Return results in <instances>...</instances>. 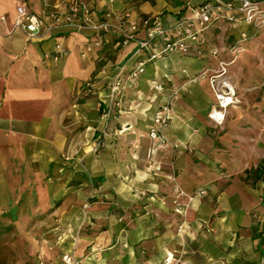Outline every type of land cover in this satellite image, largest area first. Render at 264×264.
I'll list each match as a JSON object with an SVG mask.
<instances>
[{
    "label": "crops",
    "instance_id": "0c3cea01",
    "mask_svg": "<svg viewBox=\"0 0 264 264\" xmlns=\"http://www.w3.org/2000/svg\"><path fill=\"white\" fill-rule=\"evenodd\" d=\"M199 1L128 0L130 5L125 6L124 0H114L111 5L116 10L128 8L138 17L157 16L167 22L190 14ZM21 2L42 17L49 10L44 0H0V221L16 219L15 210L32 200L34 191L42 202L50 201L47 205L61 199L51 215L57 213L54 223L65 229L54 232L74 236L77 229L65 227L69 220L73 223L70 207L82 206L86 174L100 177L101 159L107 158L113 159L108 173L113 181L108 187L117 192L112 203L116 207L131 199L139 202L141 211L139 217L117 222L116 216L122 215L117 207L101 225L100 211L94 208L98 221L95 218L92 225V248L84 251V246L78 245L74 251L80 264H264V122L253 114L250 132L241 128L239 120H232L223 136L224 147L218 152L212 149L210 129L222 122L229 102L220 100L221 108L212 107V111L223 112L221 118L214 116L215 112L207 118L204 107L179 96L189 93L193 85L198 88L199 83H206V78L190 80L198 70L210 68L218 58L234 60L224 45L222 26L246 22L213 19L190 47V51L205 49V56L173 50L150 58L152 45L136 51L135 41L117 42L109 33L101 37L89 27L77 30L66 26L28 36L13 26L15 7ZM89 3L95 20L108 5L107 0ZM164 8L168 10L164 12ZM97 37L101 38L98 44L94 42ZM56 41L68 49L67 54L47 56ZM87 45L90 50L82 54ZM140 59L145 61L144 71L133 80L126 77L132 83L137 79L138 84L127 83L124 88L125 109L116 114L109 108L106 120L102 114L108 94L102 86L104 64L118 69L123 64L128 74ZM119 61L122 64L118 65ZM152 81L159 82L153 90L148 87ZM204 90L212 99V91ZM173 91V97L179 96L176 99ZM152 92L158 94L154 100L141 98ZM165 94L174 114L185 113L183 120L172 118L160 124L165 110L157 104ZM223 94L233 100L232 92ZM135 104L147 110L149 125L158 126L166 138L153 151L144 152L139 182L133 177L132 151L106 154L93 148L106 122L110 131L105 137H110L113 129L119 136L131 133L133 112L130 116L124 112ZM128 136L132 140V135ZM149 137L144 136L146 144ZM174 142L185 146L173 147ZM195 148L203 158L211 156L218 166L204 161ZM122 158L124 168L117 161ZM251 167H258L261 175L247 171ZM101 187L93 183V195L99 196ZM134 190L140 191V200L132 194ZM101 240L106 243L104 248L97 245ZM122 240L129 245L122 246Z\"/></svg>",
    "mask_w": 264,
    "mask_h": 264
},
{
    "label": "rangeland",
    "instance_id": "374dc122",
    "mask_svg": "<svg viewBox=\"0 0 264 264\" xmlns=\"http://www.w3.org/2000/svg\"><path fill=\"white\" fill-rule=\"evenodd\" d=\"M126 1L128 0H124V2ZM129 5V2H126L125 6ZM167 10L168 9L164 8L163 11L166 12ZM222 27L224 34H221L223 35L224 45L227 47L230 57L232 55L231 59L233 58L234 60H224L227 64L223 73H219V61L223 60V58H218L216 64L213 63L210 68L198 70L196 74H194L195 76H193L190 80H197L200 82V78H206V83H199L200 85L197 86L198 88L193 85L194 87L190 88L189 93L179 95L186 102L190 101L195 103L198 107H204L206 110L204 112L205 116L210 118L209 114L215 112L212 111L213 106L221 108L219 104L221 97H218V94L220 92L223 93L224 91H227V84L231 87L233 100L226 105L225 117L221 123L214 124L210 129V134L213 138L212 149L218 152H220L224 147L225 141L223 136H226L229 131L230 125L228 124H230L232 120H239L241 128L250 130V132L253 129V114H257L260 120L264 122V24L259 26L246 23L231 25L226 22ZM218 30L219 29L215 30L214 33H217ZM242 31L245 32V37H242ZM161 45L162 44L160 42L156 43L157 48H160ZM172 51L173 50L163 51L160 56ZM205 51L206 50L202 48H196L190 51L189 48L186 53L205 56ZM117 64L120 65L122 63L119 61ZM104 68V74L106 76L103 77L102 86L105 87V90L108 93L110 81L114 73L118 70V67L113 68L104 64ZM126 74L127 73L123 66L120 92L111 96L107 94V99L105 101L106 106L105 109L102 110V114H104L103 112L106 111V108L115 110L116 114L120 113V109H125L123 106L125 96L124 88L127 86V83L130 85L138 84L137 79L133 81L134 83H132V81H127ZM148 84V87L153 90L152 88L156 89L157 87L154 84L158 85L159 82L152 81ZM206 87L212 91V99L207 98L204 90ZM175 93L176 92L173 91L172 97ZM142 96L143 95H141V98H143V100L146 99L150 101L154 100L158 94L157 92H152L149 95L146 94L145 97ZM179 96L177 94L176 97L173 98L176 99ZM166 98H168L166 94L160 96L157 108H163V105L166 103L168 104L169 109L171 108L170 103L165 101ZM98 101H101V103L103 102L101 99ZM160 102L164 104L160 106ZM139 105L140 104H135L132 105V107H127V112H124L129 116L130 113L133 112V119L135 120L134 127L132 128L131 133H127L128 135H132V140L128 135L124 137L123 135L119 136L117 133H114V129L110 137H105L108 136L107 133L110 131L108 130L109 123L106 122L104 124V131H101L100 137H98L93 144L94 149L101 150L102 153L106 154L111 150L132 151L133 177L136 178L138 182L140 181V175L138 172L143 168L141 163L144 161V152L153 151L161 142L166 141L164 134L160 132L159 128L158 132L162 134L163 140H158L150 136V127L156 125H149L147 110L142 105ZM170 111L172 112L173 110H168L169 115ZM171 115L172 116H169L166 122H168L169 119L172 120V118L183 120L185 113L180 111V113L175 112V114L173 113ZM213 115L217 118H221L223 116V112L217 111ZM108 116V113L104 114L106 120H108ZM123 130H125V128ZM147 134L150 136L149 144H146L144 141V136H148ZM171 145L173 147L185 146L183 143L176 142L171 143ZM195 150L199 156L203 158L199 148H195ZM203 159L211 165H216L218 163L209 155L204 156ZM117 161L121 162L122 164L120 166L121 168H124V158ZM111 162H113V159H101L102 170L100 171V177H93L91 172L86 174V190H84V201L82 206L78 208L70 207L74 213L72 220L73 223L69 220V224L66 223L67 226H65L66 228L70 227L69 230L71 231L77 229L78 232L75 233L74 236L70 235L66 237L64 235H58L54 232V230L60 231L65 229H61V223H54V220H56L55 214L57 213L51 215L53 214L52 211L57 208L61 199L54 201L53 205H47L50 204V201L45 200L46 202H42L39 200L40 198L36 197V192H31V196L33 197L32 200L25 201L26 204L15 210L16 219L10 218L8 220L4 219L0 221V264H68L62 258V255L65 252H68L73 256V261L76 264H80V256H76V258L74 251L78 245H83L84 251L92 248V225H94V219L97 216L96 212H93L94 208H97L100 211V220L102 221L101 225H103L105 221H108L110 216L114 215V210L117 207L122 213V215L116 216L117 222H123L129 217H139V213L141 211L139 202L137 203L134 201L133 203V201H130L131 199H128L129 201L127 203L119 204L116 207L114 206L115 204L112 203V200H114L117 192L110 190L108 187V185L113 181L108 178ZM123 178L124 177H121L120 180L123 181ZM93 183H100L102 186L99 196L93 195ZM132 194L135 195L137 200H140L141 193L139 190H134ZM94 200L95 207H93ZM111 204L113 205L110 206ZM178 208L180 209L179 205H176V209ZM66 210L64 212H66ZM8 211L9 208L5 211L6 217H9L7 215ZM97 218L95 220H97ZM77 235H80L83 239H79ZM120 244L125 246L123 244L129 245V242L122 240ZM97 245L104 248L106 243L104 240H101L100 244Z\"/></svg>",
    "mask_w": 264,
    "mask_h": 264
},
{
    "label": "built area",
    "instance_id": "2783aa9c",
    "mask_svg": "<svg viewBox=\"0 0 264 264\" xmlns=\"http://www.w3.org/2000/svg\"><path fill=\"white\" fill-rule=\"evenodd\" d=\"M114 0H107L108 5L102 8L100 17L95 20L92 16L93 8L88 0H44L49 6L46 16L42 17L31 11L24 2L16 4L13 26L21 28L26 35L34 36L41 33L51 32L61 27H72L74 29L92 28L97 31L115 30L121 36V42L135 41L138 51L143 47L152 45L150 58H156L163 51L179 50L186 52L193 42L200 39V32L216 18L229 20H241L250 25L259 26L264 24V0H202L192 6V12L188 15L174 18L164 22L157 16L144 15L138 17L128 8L116 10L111 5ZM4 18V15H1ZM142 32L143 34H140ZM245 37V32H241ZM96 44L101 38L94 39ZM162 45L157 48L156 43ZM90 45L81 51L85 54L90 50ZM68 49L60 42L54 43L53 49L46 52L47 56L57 58L67 54ZM219 73L225 71L227 62L219 61ZM145 61L140 59L129 70L127 77L134 79L144 71ZM122 81V66L116 71L110 81L108 95L120 92ZM157 86V84H154ZM165 110L159 118L160 124H165L169 118V106L163 105ZM109 108L104 112L107 113ZM150 136L163 140L162 134L158 132V126L150 127ZM201 192L204 189L200 190ZM63 260L68 264H76L73 256L65 252Z\"/></svg>",
    "mask_w": 264,
    "mask_h": 264
},
{
    "label": "trees",
    "instance_id": "16d2710c",
    "mask_svg": "<svg viewBox=\"0 0 264 264\" xmlns=\"http://www.w3.org/2000/svg\"><path fill=\"white\" fill-rule=\"evenodd\" d=\"M88 1H89V0H88ZM90 7L93 8V6H92L91 4H90ZM104 33H109V34H110V37H112L114 41L121 42V36H120L115 30H110V31H100V32H99V36L102 37V34H104ZM250 170H255L256 173H258L259 175H261V174L259 173L260 170H259L258 167H257V168H253V167H251V168H248V169H247V171H250Z\"/></svg>",
    "mask_w": 264,
    "mask_h": 264
},
{
    "label": "bare ground",
    "instance_id": "6f19581e",
    "mask_svg": "<svg viewBox=\"0 0 264 264\" xmlns=\"http://www.w3.org/2000/svg\"><path fill=\"white\" fill-rule=\"evenodd\" d=\"M225 85V84H224ZM222 88V87H221ZM227 90H228V93H231L230 91H229V87L227 88ZM218 97H221L220 99H221V102L223 103V104H225V103H228V102H230L231 100H232V98H231V96H226L225 94H223V93H219L218 94Z\"/></svg>",
    "mask_w": 264,
    "mask_h": 264
}]
</instances>
